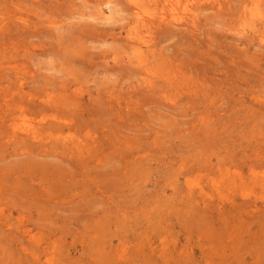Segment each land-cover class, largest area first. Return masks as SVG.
Instances as JSON below:
<instances>
[{"label": "rangeland", "instance_id": "374dc122", "mask_svg": "<svg viewBox=\"0 0 264 264\" xmlns=\"http://www.w3.org/2000/svg\"><path fill=\"white\" fill-rule=\"evenodd\" d=\"M245 1L216 16L213 0L189 2L197 25L142 46L158 72L144 87L126 60L148 36L136 0H0V264H264V19ZM110 2L121 21H92ZM177 60L204 96L172 76ZM54 90L71 107L47 138L56 118L40 96ZM92 137L97 148L73 143ZM16 150L33 152L28 175Z\"/></svg>", "mask_w": 264, "mask_h": 264}, {"label": "bare ground", "instance_id": "6f19581e", "mask_svg": "<svg viewBox=\"0 0 264 264\" xmlns=\"http://www.w3.org/2000/svg\"><path fill=\"white\" fill-rule=\"evenodd\" d=\"M247 1L248 0H246L244 3H247ZM147 2H148V0H142V1H137L136 0V3L138 4L139 8L135 12V17H136L135 20H136L137 24L140 27H142L141 30L138 31L139 35H142V33H147L148 36L142 35V37L139 38V40H141L142 42L140 43L141 45H140V47H138L137 52L136 51L132 52V53L127 52L128 57H126V60H128V62H129L128 64H130L135 70H137V69L138 70H143V69L145 70L144 78L139 77L138 78V82H137V83H142V85L144 87H147V86L150 87L151 86V83L149 84L147 80H150L151 78H156L158 72H154L153 71V69H155V67L153 66V64H155V61H153V62L151 61L152 66H148L146 64L147 61L150 58L148 60H144L143 59L146 55H144V53H145L144 50L142 51V48H143L142 46H144L146 44L147 45L146 48L149 47L148 44L153 41L154 35L156 33H158L159 31L164 32L167 29L171 30V28L179 27L180 25H182V27L190 26V24L197 25L196 24L197 21H195L197 14H196V11H194V9H193L194 5H193V7H191V4H189V2L199 5L201 8H203L201 5L206 6V5L202 4L201 0H149V2H152L154 4V7H155L154 9H156L157 12L148 13V11L144 10L146 5H147L146 4ZM238 2H240V1L238 0ZM250 2H251L252 5L251 6L249 5V8H250L249 11L250 12L259 11L258 13L261 14L263 19H264V8H263L264 0H254V1L251 0ZM254 4H255V8H254ZM108 5H109V9H110V14L108 16H104L105 15L104 8H100L99 9V13H100L101 16L98 17V18H96L94 16H90V18L93 19L92 21L103 23L105 25H117L121 21V20H117V18H116L117 15L120 14V12L118 11L115 2L114 3L110 2ZM222 5H224V7L228 6V3L226 2V0H213L212 7L207 8V10H209V9L215 10V12H213L212 15H210V16H216V14L217 15L220 14V11H218V9H219V6H222ZM181 8H183L184 9V13L187 14L185 17H182L181 13H179V10ZM147 13H148V15H147ZM188 15L192 18L191 20H187L186 19V17ZM10 17H13V18L17 17L20 20H23L24 22H27L28 25H30V26H31L32 22H34V20L27 19V17H29V16H22V14L19 15L18 13H16L14 16H10ZM90 18L88 16L89 20H90ZM47 22L49 23L50 27H52V25L57 23L56 21H52V20L47 21ZM41 23H45V22L41 20L40 24ZM90 25L91 24H89L88 26H90ZM96 29H97V27H96ZM115 29L116 28H113V30H115ZM136 29H137V26L134 28V30H136ZM54 30H57L58 32H60L61 28H55ZM87 30L88 29H85L83 31H87ZM97 30H99V28ZM134 30L132 29V31H134ZM187 30H190V29H187ZM105 31H108V30L104 29L103 32L105 33ZM241 32L242 31H240V33ZM131 34L132 33L129 32V35H131ZM102 36L103 35L101 34L99 36V38H101ZM147 37H149V38H147ZM148 50L151 51V49H148ZM126 60H123L122 61V65L119 66L120 67L119 68L120 72L125 70ZM176 63H177L178 70H180L181 72L177 73V75H172V76H174V77H179L180 76L181 77V78L179 77L181 79L180 86L185 88L186 90H189V92L193 91L194 89H196V90L200 91L203 94V96H204L205 93H207L208 90L211 88L210 85H207L206 81H204L203 78H197V80H196V77L194 79L193 78H189L187 76L188 73L186 74L185 68L183 66L184 62L177 60ZM76 64H77L78 67H74V68H77L76 69L77 71L81 70L82 72H84V69H82L83 66L80 67L79 63H77V62H76ZM142 64H145V67H142ZM168 75H171V74H168ZM172 84H175V83L172 82ZM132 86H134V87L136 86L135 82H134V85H132ZM120 90H124V87H121ZM82 92H83V89H82V87H80V88L75 90L74 94L77 95V94L82 93ZM112 95L113 96H118L119 93L115 91V92L112 93ZM61 97H62V100L65 98V96L63 95V92L62 91L57 92L56 90H54L52 92H47L45 94L43 93L40 96V98H43V102L44 103H47V104L51 105V106H48V107L45 106V107L49 108V112L52 114V116H54L56 118V120L50 124V125H52V129L53 130L51 131V133H49V135H47V138L56 137V130H54L55 126H56V121L62 120L61 114H63V115L67 114L69 112L70 107H71V104H68V103H64V104L63 103L62 104L61 103H57V102H59ZM34 100L35 99H33L32 101L34 102ZM32 101L30 102V104H32ZM59 105H60V108L58 109ZM65 106H66V108L63 109ZM30 107L33 108L32 106H30ZM43 109H45V108H43ZM46 112L43 114V119L39 123V124H42L43 126L46 124V123H44V121H46L47 123L49 122V121H47V118L49 116L46 115L49 112H47V113ZM67 121H69V120H67ZM65 124L67 126H69L71 131H73L70 134V138H66V139L71 140V139L74 138V135L78 134V131H77V127L78 126L75 128L71 123L67 122ZM23 130L25 132V135H27V136L31 135L34 139H39L41 135H42V138H41L40 141H44V139H46L44 134L40 135V133L38 131V125L35 124L34 121L32 122V121L25 120L24 125H23ZM92 138H93L92 139V142H93L92 144H90V142H82V141H80V142L73 141V143H76V145H78V148H79L80 151L83 149L84 146H93L94 145L95 148H97L99 146L98 141H97V139H95V137H92ZM55 143L56 142L51 143L49 145V147L52 146V149H53V146L55 145ZM44 147H46V146L45 145L40 146V148H39L40 154L37 155V156L40 157L41 154H43L42 151H43ZM15 152H16V154H11V158H14V159L20 158V160L17 161V159H16L15 163H17V164L15 165V164L12 163V165H14L15 167L17 166V168H16L17 171L20 170L22 174L28 175L30 173L29 172V166L34 164V163H36V161H34L32 159L33 157L31 156V154L33 152L31 150H29V151L28 150H24L23 153H18L17 150ZM54 155H55L54 153H49V156L45 155V157H54ZM14 156H16V158ZM43 156L44 155H42V157ZM9 158L7 157V159L10 160V162H11V159H9ZM1 160H4V158L3 159L1 158ZM6 161H4L5 165L7 164V163H5ZM18 163H19V166H18ZM4 164H3V166H5ZM8 166L9 167H14V166H11L10 163H9V165L6 166V168H8ZM6 177H8V176H6ZM2 182H4V181H1V183ZM4 186L6 187V185H4ZM18 186L20 187V186H22V184L21 185L19 184ZM5 187H1V188L5 189ZM0 212H1V214H5L6 213L5 209L2 208V207H0ZM24 213H25L24 211H21V214H24Z\"/></svg>", "mask_w": 264, "mask_h": 264}]
</instances>
